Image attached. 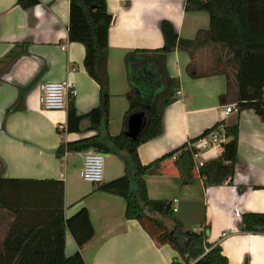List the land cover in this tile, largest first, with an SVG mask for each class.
Instances as JSON below:
<instances>
[{
    "label": "crops",
    "instance_id": "obj_1",
    "mask_svg": "<svg viewBox=\"0 0 264 264\" xmlns=\"http://www.w3.org/2000/svg\"><path fill=\"white\" fill-rule=\"evenodd\" d=\"M23 9L18 0H0V251L9 238L28 230L42 229L63 207L66 220L86 208L95 230L93 241L81 250L86 264H172L177 257L169 245L158 246L142 226L125 217L123 198L99 191V187L125 174L124 161L105 155L104 182L94 185L80 180L83 154L59 158L63 142L96 135L82 123V133L60 135L67 126V110L45 111L39 103L43 82L74 83L75 107L85 115L100 104L99 85L84 67L85 47L69 41L70 1L38 0ZM113 17L109 31L108 74L110 116L108 131L122 133L129 108L130 90L125 59L137 49L163 47L161 24L169 21L179 37L195 40L210 29L205 12H187V0H106ZM187 52L169 54L167 71L178 79L177 100L164 112L163 132L138 149L140 162L148 165L190 143L216 124L239 122L238 163L233 184L206 186L201 177L183 186L174 166L165 163L163 175L146 177L152 200L170 201L187 211L195 205L206 208L208 241L220 246L229 264H264V122L253 110L225 114L221 97L226 93L224 75L194 78ZM233 105V104H230ZM9 112V113H8ZM218 149L208 158H219ZM82 180V179H81ZM178 203L175 204L174 201ZM191 229V225H186ZM195 232L201 225L193 226ZM78 251L69 230L66 256Z\"/></svg>",
    "mask_w": 264,
    "mask_h": 264
},
{
    "label": "trees",
    "instance_id": "obj_2",
    "mask_svg": "<svg viewBox=\"0 0 264 264\" xmlns=\"http://www.w3.org/2000/svg\"><path fill=\"white\" fill-rule=\"evenodd\" d=\"M69 1V41L85 47L84 67L99 85L100 104L89 113L79 115L74 98L70 100L67 132L82 133V123L89 121L91 125L87 130L95 131L96 135L63 142L57 156L63 158L66 152L75 154L89 150L119 156L124 161L125 174L101 185L98 190L124 199L127 220L137 221L158 246L169 245L176 251L177 257L172 264H229L220 246H213L208 241L204 205H195L187 211L181 203L175 213L170 201L150 199L146 177L163 175L165 163L176 157L174 166L183 186L193 185L198 176L206 186L232 185L238 163V120L233 125L220 122L190 141L195 144L212 130L224 127L227 142L223 145L222 155L199 172L195 170L189 143L148 165L140 162L138 149L162 134L164 112L177 100L180 82L167 71L168 56L176 49L189 54L188 71L194 78L226 77L227 90L221 97L222 105L236 104L239 113L253 110L264 122V0H187V12L209 15L208 31H200L195 40H184L169 21H164L161 24L162 48L137 49L128 53L125 64L130 85L126 95L129 108L124 130L117 136L108 131L111 100L109 31L113 17L106 0ZM18 4L29 9L39 1L18 0ZM138 112L145 113L147 124L138 139L131 140L126 135L127 122ZM259 222L250 223L249 228L264 232ZM186 225H191V229H186ZM197 225H201L199 232L193 229ZM67 230L78 247L70 257L65 253ZM94 237L95 230L86 208L66 220L62 207L57 217L42 229L28 230L14 237L12 242L8 238L0 251V264H86L81 250Z\"/></svg>",
    "mask_w": 264,
    "mask_h": 264
},
{
    "label": "built area",
    "instance_id": "obj_3",
    "mask_svg": "<svg viewBox=\"0 0 264 264\" xmlns=\"http://www.w3.org/2000/svg\"><path fill=\"white\" fill-rule=\"evenodd\" d=\"M40 96L39 103L45 111H63L67 110L69 102L76 95L74 83L70 81L64 82H43L39 85ZM239 110L236 104L225 107V114H238ZM59 133L67 132V126L59 125ZM227 142L224 127L221 126L212 130L209 134L199 139L195 144L189 143L188 148L192 152L193 162L196 172H199L207 163L209 156L214 154L218 149H223V145ZM83 165L79 171L80 178L94 185H101L104 182L105 155L95 150L83 152ZM69 152L64 154L68 157ZM176 159V157L174 158ZM178 203L177 200L174 201ZM178 209L174 208L177 213Z\"/></svg>",
    "mask_w": 264,
    "mask_h": 264
},
{
    "label": "water",
    "instance_id": "obj_4",
    "mask_svg": "<svg viewBox=\"0 0 264 264\" xmlns=\"http://www.w3.org/2000/svg\"><path fill=\"white\" fill-rule=\"evenodd\" d=\"M147 119L143 112L134 113L127 122L126 135L131 140H137L146 127Z\"/></svg>",
    "mask_w": 264,
    "mask_h": 264
},
{
    "label": "rangeland",
    "instance_id": "obj_5",
    "mask_svg": "<svg viewBox=\"0 0 264 264\" xmlns=\"http://www.w3.org/2000/svg\"><path fill=\"white\" fill-rule=\"evenodd\" d=\"M106 164H107V159H105V169H106ZM75 182H82L83 183V180H78V179H75Z\"/></svg>",
    "mask_w": 264,
    "mask_h": 264
}]
</instances>
